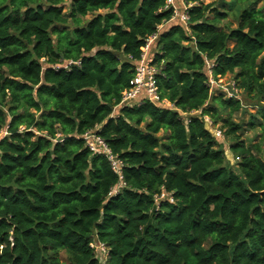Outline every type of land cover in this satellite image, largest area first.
Listing matches in <instances>:
<instances>
[{"label":"trees","instance_id":"trees-1","mask_svg":"<svg viewBox=\"0 0 264 264\" xmlns=\"http://www.w3.org/2000/svg\"><path fill=\"white\" fill-rule=\"evenodd\" d=\"M191 1L187 32L165 0H0V264H100L93 243L105 264H264V14ZM228 12L235 27L220 26ZM153 34L170 107L113 116ZM227 75L257 109L248 147L242 101L209 86ZM92 130L124 165L112 196L118 177L81 138Z\"/></svg>","mask_w":264,"mask_h":264},{"label":"built area","instance_id":"built-area-1","mask_svg":"<svg viewBox=\"0 0 264 264\" xmlns=\"http://www.w3.org/2000/svg\"><path fill=\"white\" fill-rule=\"evenodd\" d=\"M197 6V2L191 0H165L164 10H171V19L168 22L187 26L190 20L189 12L190 10ZM166 25V24H164ZM163 25L158 27V30L162 28ZM157 39V35L153 34L150 36L145 45L141 48L140 59L134 62V77L130 82V87L124 90L121 94V99L119 104L114 108V113L118 112L122 108H132L134 106H139L144 102L150 103L154 106H160L168 108L170 104L164 100L160 99L156 83V75L158 74V68L153 64L154 46ZM43 62V60H42ZM70 62L64 64V68L69 66ZM54 68H59V66H54ZM116 114H114L115 116ZM204 122L210 124L207 117L203 118ZM188 122V120H187ZM213 129V128H212ZM211 134L215 139L222 138L220 130H212ZM85 142L86 148L96 156L104 157L112 172L118 177V185L111 190L109 196L117 194L120 189L124 186L122 177L123 163L118 158V156L112 154L111 150L104 143V141L96 134V130L88 131L81 136ZM116 192H113V191ZM162 199H167L169 203H173V199L170 195L161 193L158 197H154V201L158 203ZM97 247L98 252L107 258V253L103 245L99 244Z\"/></svg>","mask_w":264,"mask_h":264},{"label":"rangeland","instance_id":"rangeland-1","mask_svg":"<svg viewBox=\"0 0 264 264\" xmlns=\"http://www.w3.org/2000/svg\"><path fill=\"white\" fill-rule=\"evenodd\" d=\"M225 2H229V0H224ZM251 2L253 1H256V0H249ZM64 4L68 10L69 8V4H70V0H64ZM204 4H214L217 8H221L220 7V4H221V0H204ZM254 8L256 10H260L261 9V12L264 14V0H257V4L254 5ZM65 12V10H64ZM236 12V10H235ZM233 12H231L229 14L228 12V16L225 18V19H222L220 21V26H223L227 23H230L232 27H235V24L232 22L233 19H232V15ZM208 17L209 18H212L213 17V14L212 13H208ZM88 19V18H87ZM165 27V25L160 29V30H163V28ZM186 29L187 32H189V30L187 29V27L185 26L184 27ZM209 86L211 88V92L214 96H217L219 95L220 92L224 93L226 95L227 98L230 97V92H233L234 95H236V98L237 99H240L242 101V109L235 113L232 117V120L237 123V124H241L243 125L244 127V131H245L243 134H240V137H241V141H243L245 143V146H249V144L252 142V143H255L258 141V138H256L255 140L253 139L254 138V133L258 132L259 128H256L254 131L252 130H248V121H249V118H250V115H253L255 114L256 112V108L251 106L250 104H252L250 101L248 100H245L244 96L241 95L242 91L239 90V89H236V86H235V82L233 80V77L232 76H225L223 78H219L217 80H210L209 82ZM232 94V95H233ZM207 108L209 106H216L215 104H211L210 101L208 102V104H206ZM114 114L116 113H113V116ZM193 115H198V113H192ZM112 116V117H113ZM185 118V117H184ZM187 122V118L185 119V123ZM206 125V124H205ZM207 128V130L210 132L211 129L212 130H220L219 129V125L217 126H211L210 124H207L205 126ZM99 128V127H98ZM221 131V130H220ZM221 134H222V138L218 139V142L222 144V148L225 152V158L226 160L230 163V164H235L236 161L233 160V157H232V153L229 151V148L231 147L232 145V139L229 138V137H224L223 135V131H221ZM158 135H162V133H159ZM113 192H116L115 190ZM93 249L95 251V256L97 258V260L99 261L100 264H105L106 262V257L102 256L98 250H97V247H96V244L93 243Z\"/></svg>","mask_w":264,"mask_h":264},{"label":"crops","instance_id":"crops-1","mask_svg":"<svg viewBox=\"0 0 264 264\" xmlns=\"http://www.w3.org/2000/svg\"><path fill=\"white\" fill-rule=\"evenodd\" d=\"M163 26H164V25H163ZM163 26H162V27H163ZM116 114H117V112H116Z\"/></svg>","mask_w":264,"mask_h":264}]
</instances>
